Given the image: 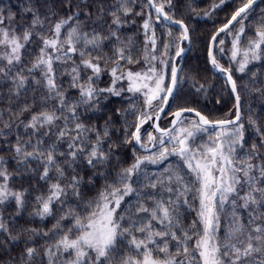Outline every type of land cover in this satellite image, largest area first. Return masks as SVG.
Instances as JSON below:
<instances>
[{"label": "snow or ice", "instance_id": "snow-or-ice-1", "mask_svg": "<svg viewBox=\"0 0 264 264\" xmlns=\"http://www.w3.org/2000/svg\"><path fill=\"white\" fill-rule=\"evenodd\" d=\"M0 264H264V0H0Z\"/></svg>", "mask_w": 264, "mask_h": 264}, {"label": "trees", "instance_id": "trees-1", "mask_svg": "<svg viewBox=\"0 0 264 264\" xmlns=\"http://www.w3.org/2000/svg\"><path fill=\"white\" fill-rule=\"evenodd\" d=\"M10 2L13 5V7L15 8L18 5L19 0H10ZM188 2L191 3L193 8L197 9L198 11H202V10H205L209 7V5L212 3V0H188ZM217 2H218V0H217ZM219 15L222 16L223 13H219ZM201 27L210 29L212 27V24H211V22L204 24L203 18H201ZM222 63H223V61H222ZM208 75H209V77H211V73H208ZM48 227H51V222H49Z\"/></svg>", "mask_w": 264, "mask_h": 264}]
</instances>
